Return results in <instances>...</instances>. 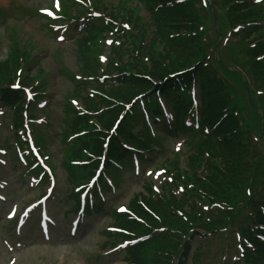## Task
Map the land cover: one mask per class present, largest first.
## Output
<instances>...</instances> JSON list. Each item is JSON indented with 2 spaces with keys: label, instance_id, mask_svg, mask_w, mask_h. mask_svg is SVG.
Wrapping results in <instances>:
<instances>
[{
  "label": "rangeland",
  "instance_id": "1",
  "mask_svg": "<svg viewBox=\"0 0 264 264\" xmlns=\"http://www.w3.org/2000/svg\"><path fill=\"white\" fill-rule=\"evenodd\" d=\"M50 0H0V5L8 7L10 5L19 4L25 10H8L6 12L8 23L12 24L14 19H16L13 25H16L18 35L21 38H17V47L25 41H38L42 47V52H47L42 55L41 61H44L45 69H51L53 71V88L49 90L50 102L44 109V112L49 113L51 119V137L50 142L46 144L47 151L52 154V160L56 164L59 162L61 153L60 141L56 133L59 132V127L61 125L62 112L61 103L64 102L65 96L69 94L72 89L69 78L59 75L56 77L55 71V60L48 55V52L52 50L55 51V47L64 48L62 50L64 63L72 71L78 70L80 63H78L79 58L75 54L74 44L71 43L70 34L74 33L72 31L69 35L66 34L64 41L57 45L55 38H52L50 34L44 32V29L39 26L37 16H29L26 10L34 7H44L49 5ZM117 0H107L105 5L108 8L110 5L114 6ZM110 4V5H109ZM133 5V1L130 3ZM137 11V10H136ZM142 15L140 11L139 16ZM1 22V21H0ZM12 25V26H13ZM8 28V27H7ZM3 24L0 23V59L7 56L9 53L10 38L9 33L11 28L7 29ZM23 42H22V40ZM73 44V45H72ZM33 48H31V52ZM103 52L108 55L109 51L107 47H104ZM35 64V63H34ZM34 64L29 65L33 67ZM35 67V66H34ZM34 71V70H32ZM42 74V73H41ZM3 134L5 131H1ZM2 134V135H3ZM182 138L170 137L163 142V153L157 155V161L163 160L165 156L170 154V151H176L182 155V158L189 155L188 146L181 143ZM179 147V150L176 148ZM46 153L45 151H43ZM187 154V155H185ZM151 166H144L142 164L141 172L134 173L133 170L126 169L121 174V182L118 183L114 192L111 190L108 193V199L104 203L102 210L90 216L85 223V228L79 233L77 237H70L67 234L68 225L67 216L62 217L61 211L64 209L65 193L68 192L69 184L66 182V173L63 171L59 164L55 166V174L57 176V188L58 192H54L57 202L52 204L54 207L53 213L57 219V227L52 229V236L50 240L45 241L40 237L38 230L35 225L25 227V233H22L20 238H17L12 232L6 234L4 232L5 223L4 214L10 207V205L17 204L22 205L30 201L34 196V189H29L28 186L23 185L21 178L16 175V169L14 164L6 169V173L0 171V174H4L9 177V186L7 188L8 208L0 213V264H9V260L13 261V264H118L121 262L123 254L119 251L117 252H106L103 251V243L105 236L103 235L104 227L110 222V214L108 212L109 207L116 208L120 204H128L132 194L143 191V182L145 180L150 181L148 176L145 175L146 170H149ZM137 174V175H136ZM155 185H158L157 180L152 181ZM110 205V206H109ZM20 243L18 244L16 243ZM7 242L10 244V248L7 247ZM236 238L232 237L229 246L230 250L228 252V258H232L233 255L238 254L236 251ZM212 248L213 259L217 257L220 250L219 245L216 244ZM15 257V258H12ZM211 259L209 262L214 261Z\"/></svg>",
  "mask_w": 264,
  "mask_h": 264
},
{
  "label": "trees",
  "instance_id": "2",
  "mask_svg": "<svg viewBox=\"0 0 264 264\" xmlns=\"http://www.w3.org/2000/svg\"><path fill=\"white\" fill-rule=\"evenodd\" d=\"M145 2L147 6H150V13L153 19L150 23H148V26L153 27V30L151 32V37L149 40V44L147 47H144L145 50L138 56V59H135V63H130V66H124L121 67L116 66L113 64V62H110L108 67L110 69H114L117 73V78L115 80L116 83L122 84L127 83L131 79V77L135 76L136 74H132V71H136L139 75H149L150 77H155V79H159L161 75L165 74L169 69H177L181 67H185L186 65L190 64L193 59L199 58L200 54L196 53L194 49L195 40H180V39H170L167 37V34L172 33L173 31H179V30H188L190 29L187 24H183L184 22H188L194 26V20L192 19L194 17L193 11L191 9L190 4H181L173 7H166V8H160L157 11H152V3L154 0H140ZM128 0H120L116 4V7H113L115 11L112 12V16L114 18L120 17L123 18L125 15L123 13H127L131 18L133 17L132 10L125 9L126 4ZM95 4H101L102 0H94ZM151 3V4H150ZM156 3V1H155ZM246 6L240 5L238 8H244ZM255 11V10H254ZM260 13H264V10L257 9L255 12H248L246 14H239L236 15L234 12V17L236 20H245V19H257L256 17H260ZM194 29V27H192ZM259 28L253 27V30L251 31H258ZM251 31H248V33L244 34V37H246L247 34H249ZM143 36V35H142ZM79 41V40H78ZM92 45H94V41L91 40ZM138 43V41L136 42ZM12 49L11 53H9L8 57L4 60H0V82L3 81H10V65L16 66L18 62V56L19 49L16 47L14 41L12 43ZM157 47L158 49L157 51ZM156 51V52H155ZM89 53V47L86 46V44L83 42V40L79 41L77 43V49H76V55L83 63V68H81L80 72L81 74H88L89 71H85V69H88L87 67H91L89 62H87L86 57ZM149 55V64L144 65V61L142 57H146V55ZM27 52L23 54L24 60L27 59ZM114 60V59H112ZM111 60V61H112ZM161 60V62L159 61ZM121 63V59L119 61ZM134 69V70H132ZM258 69L260 72H258V76L264 80V63H260L258 66ZM131 71V72H130ZM26 80L30 81L29 74L25 78ZM107 85H112L109 82H106L105 85L99 86L98 88L101 90L102 93L105 94V96L99 98V103H96V100H91L92 106L91 108L96 109L100 104L103 103V106L105 107V111L102 113V115L97 116V120L100 123H104L107 121L110 122L111 118L115 115V113L118 111L117 108L114 106L113 102H108L105 98H112L113 96L122 98L124 100L127 99L128 95L134 94L140 88L147 87L149 83L146 80L141 79L138 82V88L137 89H127V92H122L117 88V86H110L109 90H105L104 87ZM210 88V87H209ZM120 91L122 95L120 94ZM205 91V88L203 89ZM81 92L79 84H74L73 88V94H79ZM215 92L212 93V95ZM72 94V93H71ZM212 95L205 96V98L209 99ZM215 96V95H214ZM213 96V97H214ZM212 101L209 99V102ZM68 108V107H67ZM91 109L90 107H88ZM208 109V108H207ZM71 111V122H65V127H69L71 133H78L80 131H84L83 136H80L76 138L75 145L78 149L85 150V152H90L91 154H100L103 150L101 147V136L102 133L97 132L96 126L93 123L92 118H95V115H92L90 117L87 116H80L78 115L73 109L69 110ZM92 111V110H90ZM208 117H212L215 119L217 117V114L211 110H206ZM108 116H107V115ZM107 116V117H106ZM106 117V118H105ZM207 119V118H206ZM223 124H221L218 127V130H228V128L231 125L230 120L225 119L223 120ZM124 123H122L120 127V131H125ZM108 126V125H107ZM124 127V128H123ZM131 143L136 145L139 148L145 149L149 148V141H140L139 139L133 140V138L130 139ZM114 142L111 140L109 143L108 149H107V155L113 154V146ZM207 147L208 151H211V155L216 154L220 155L221 157V163L218 165V169H222L225 171L226 169H233V165L235 167L238 165L239 160H241V151L243 150V147L239 144H234L233 142H230V140H227V142H219V140H216L214 143H210L208 140H205V146ZM201 149V148H200ZM77 154V153H74ZM193 157H188V165L189 171L186 173L187 180L183 181L184 183H192L194 187L198 190H202L206 193L202 195L205 196L208 199H217L215 196H221L225 195V198L229 197L228 194H226L229 190H225V183L222 182L223 180L218 179L217 171L215 170V167H210V169H206L207 176L206 177H199L197 175V168L194 167V162L192 161ZM220 167V168H219ZM208 168V167H207ZM212 169V170H211ZM209 170V171H208ZM221 170V171H222ZM200 173V172H199ZM205 172H201L200 175H204ZM209 174V175H208ZM202 180H201V179ZM217 182H216V180ZM189 192L186 191V194ZM144 202L152 209V211L156 212L157 214V221L158 223H161L163 226H171L173 228H176L178 233L183 232L185 235L186 231L191 230L193 228V224L195 222L199 223L201 222L200 218H197L195 216L194 212L191 214V212H185L186 217H188V220L181 221L180 216H176V210L182 209L183 204L178 202L175 199L169 200V203L165 205L164 207L161 205L160 202H154L150 200L149 198L142 196ZM169 207L167 209L166 207ZM138 207V206H137ZM185 211V210H184ZM136 212L142 217L147 218V213H145L143 210L137 209ZM148 219V218H147ZM146 219V221H147ZM153 219V218H152ZM149 220V219H148ZM264 221V218L262 219ZM157 221L151 220L149 221L152 225L158 224ZM148 222V221H147ZM149 225V223H148ZM139 227L143 228L142 225H138ZM206 229H210L211 227H205ZM181 234V233H180ZM140 250H136L134 252H130V259L131 261H136L138 263H142V256L143 255H149L150 250H153L152 255H155L156 248H163L161 247H155V245L149 246L148 244H142L140 245ZM134 253L136 257H132V254ZM129 259V260H130ZM264 259L258 260V264H263Z\"/></svg>",
  "mask_w": 264,
  "mask_h": 264
},
{
  "label": "bare ground",
  "instance_id": "3",
  "mask_svg": "<svg viewBox=\"0 0 264 264\" xmlns=\"http://www.w3.org/2000/svg\"><path fill=\"white\" fill-rule=\"evenodd\" d=\"M118 264H122V263H118Z\"/></svg>",
  "mask_w": 264,
  "mask_h": 264
}]
</instances>
